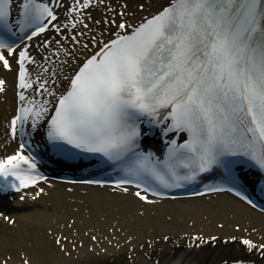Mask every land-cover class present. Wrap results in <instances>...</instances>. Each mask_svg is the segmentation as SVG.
I'll return each instance as SVG.
<instances>
[{"label":"snow or ice","instance_id":"6c2138e0","mask_svg":"<svg viewBox=\"0 0 264 264\" xmlns=\"http://www.w3.org/2000/svg\"><path fill=\"white\" fill-rule=\"evenodd\" d=\"M12 2L0 0V31L15 36L9 20ZM91 3L75 0L70 11L80 12ZM139 7L142 10L144 5ZM19 9L20 19L15 22L18 31L33 29L26 36L28 40L49 26L60 32L53 23L57 17L47 3L22 0ZM103 23L114 25L116 31L107 41L91 38L98 51L65 77L69 81L67 90L56 96L54 91L48 92L47 81L37 90L56 99L47 122L50 141L58 147L62 142L102 154L117 162L124 172V178L116 181L117 188L135 183L137 188L143 186L145 193L151 191L157 196L163 193L152 181L163 188L182 187V182L195 180L198 173L209 171L213 165L222 166L226 180L235 185L234 161L229 157H244L264 172V0H169L168 6L137 25L126 20ZM78 35L71 37L76 43ZM0 49L4 50L0 51V66L11 70L8 57L16 56L17 49L3 35ZM65 55L73 57L74 53ZM25 61L32 62L26 50H19L17 87L21 91L17 96L22 105L26 99L23 90L32 87L26 80ZM4 83L0 80V92ZM47 103L18 107L9 124L12 137L25 135L24 124L29 119L35 129L48 111L44 106ZM169 119L171 123L163 133L187 132L189 139L179 144L171 140L163 161L151 152L138 151L140 124L162 125ZM25 148L21 143L14 154L0 158V191L11 187L19 192L44 179L36 172L35 157L30 152L24 154ZM122 190L128 192L127 187ZM235 195L252 204L240 191ZM135 196L152 203L141 191ZM4 219L12 223L7 216ZM56 243L61 241L57 239ZM241 243L249 251L264 255V243L255 244L250 239ZM23 264L29 262L24 260Z\"/></svg>","mask_w":264,"mask_h":264},{"label":"bare ground","instance_id":"6f19581e","mask_svg":"<svg viewBox=\"0 0 264 264\" xmlns=\"http://www.w3.org/2000/svg\"><path fill=\"white\" fill-rule=\"evenodd\" d=\"M100 1L85 9L81 24L68 32L83 33L78 35L79 43L67 33L65 40L52 39L48 48L42 47V53L32 49L35 57L29 64L30 74L47 81L48 91L64 89L65 77L88 54L80 41L90 46L91 36L109 37L104 30L113 28L103 21L119 19V10L127 12V20L136 21L169 4V0ZM140 4L144 5L142 10ZM14 70L0 68L5 79L4 92L0 93V155L17 145L5 125L15 111ZM40 189L39 195L21 192L0 196V264H23L24 260L29 264H162L169 255L179 253L192 255L198 264L264 261V255L249 251L240 241L244 237L255 244L264 243V216L227 195L144 204L129 192L71 190L51 182ZM21 196L25 198L21 200ZM57 239L63 246L55 244Z\"/></svg>","mask_w":264,"mask_h":264}]
</instances>
